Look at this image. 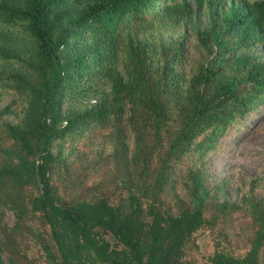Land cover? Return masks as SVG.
Wrapping results in <instances>:
<instances>
[{"label":"trees","instance_id":"1","mask_svg":"<svg viewBox=\"0 0 264 264\" xmlns=\"http://www.w3.org/2000/svg\"><path fill=\"white\" fill-rule=\"evenodd\" d=\"M210 1L0 0V118L13 116L0 119V264H40L26 237L42 264H186L201 228L218 240L203 264H264V199L228 201L204 175L219 138L264 102L249 53L264 4L200 29L191 7ZM167 27L179 38L162 39ZM90 132L101 145L76 146ZM242 208L234 255L219 244Z\"/></svg>","mask_w":264,"mask_h":264},{"label":"rangeland","instance_id":"2","mask_svg":"<svg viewBox=\"0 0 264 264\" xmlns=\"http://www.w3.org/2000/svg\"><path fill=\"white\" fill-rule=\"evenodd\" d=\"M255 2L264 4V0H222L220 3L212 0L200 7L192 5V20L200 29H204L211 17H219L230 5L245 6ZM159 36L166 41H174L179 38L180 31L167 27ZM249 53L259 63H264V38L255 42ZM7 98L8 94L0 93V109ZM12 118V115H5L0 119L11 121ZM125 133L128 134L127 128ZM100 145L101 137L95 132L86 133L76 142V146L85 150H95ZM205 161L206 184L209 188L220 184L228 201L240 203L243 195L252 199H264V102L246 115L239 129H232L227 135L221 136L217 147L206 156ZM97 179V174H93L88 177L87 183ZM4 220L8 225L12 224L13 217L8 210L4 213ZM247 223L248 217L243 208L233 212L226 228V241H220L219 247L234 255L243 254L246 243L241 231H244ZM35 225L36 222L33 226ZM33 226L32 229L35 230ZM106 237L112 242L109 236ZM216 241L215 233L207 228L195 232L193 242L186 248V264H203L214 251ZM262 252L264 254V247ZM25 253L36 263H43V253L33 237H26Z\"/></svg>","mask_w":264,"mask_h":264}]
</instances>
